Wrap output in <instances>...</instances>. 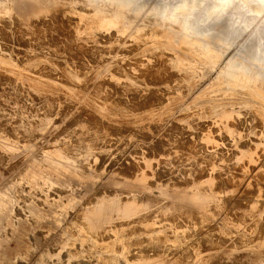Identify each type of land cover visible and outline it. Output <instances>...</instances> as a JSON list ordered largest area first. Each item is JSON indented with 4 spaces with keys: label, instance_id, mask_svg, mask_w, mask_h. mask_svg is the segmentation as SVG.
<instances>
[{
    "label": "bare ground",
    "instance_id": "1",
    "mask_svg": "<svg viewBox=\"0 0 264 264\" xmlns=\"http://www.w3.org/2000/svg\"><path fill=\"white\" fill-rule=\"evenodd\" d=\"M130 1L137 0H0L4 37L31 43L47 37L49 30L57 31L56 43L63 50L78 49L67 61L77 56L83 63L77 65L79 72L70 64L72 68L59 74L45 71L46 64L36 68L35 77L62 84L63 97L68 98L58 104L63 114L80 103L87 118L73 117L58 133L61 141L29 155L16 174L18 182L27 193L44 197L56 185L50 175L84 178L87 175L76 167L94 164L99 154L123 157L129 143L143 147L142 141L152 145L157 139L159 145L163 137L164 150L123 158L134 163L130 183L113 181L76 209L68 229L71 244L80 252L73 248L69 255L81 264H211L212 257L218 258L216 264H233L231 256L240 253L245 242L261 241L259 249H264V209L257 212L264 208V0H180L170 10L151 7L140 23L136 16L141 10L132 14ZM232 9L237 15L231 23L216 22ZM39 20L44 21L42 27ZM249 35L254 37L251 42L241 44ZM234 43L240 44L239 56L230 58L222 72L194 94L223 48ZM80 51L87 53L88 77ZM32 57L21 61L24 70L30 69L28 61L47 62L48 56ZM13 61L0 48V76L15 77ZM13 85L23 84L15 77ZM32 116L25 115L24 122ZM51 119L45 114L37 119L39 130L54 126ZM109 120L135 126L145 140L137 143L128 133L100 136L98 130L110 127ZM82 130L108 143L117 140V149L102 146L104 142L98 150L90 144L71 145ZM101 176L92 174L95 179ZM3 234L0 230V237ZM32 264L57 263L44 253Z\"/></svg>",
    "mask_w": 264,
    "mask_h": 264
},
{
    "label": "rangeland",
    "instance_id": "2",
    "mask_svg": "<svg viewBox=\"0 0 264 264\" xmlns=\"http://www.w3.org/2000/svg\"><path fill=\"white\" fill-rule=\"evenodd\" d=\"M179 1L180 0H137L133 2L130 1V4L128 5L131 7L130 11L132 12V14H135L134 10H141V13H139V17L136 16V22L139 21L140 23V19L141 22H143L144 19L147 18L144 12L149 10L151 7L162 6L170 10L176 4H178ZM233 11L235 10L232 9L228 14L224 13L216 22L219 24H224L228 23L229 20V23H231L230 18H234L237 15V13ZM131 12H129L130 16ZM39 22L42 27L44 25V21L39 20ZM207 23L208 21L205 22V24ZM247 32L248 31L243 33L242 36L246 35ZM180 34L181 33H179V35ZM52 35L57 36H55L56 38H54V36ZM48 36H50L49 40ZM6 37L9 38V41L5 39ZM16 37L17 36L4 37V35H2L0 32V48L1 50L5 51L10 60H14L13 62L17 64V67L15 69V77L16 79L21 80L23 84L21 87L13 85V82L15 80V77L13 75L5 77L0 76V148L2 150L0 153V230L4 231L3 237H0V240L3 239V242L0 243V264H32L44 253L47 254L57 264H65L67 261H71L73 264H81L76 257H71L69 255L70 252L74 249L78 250L77 245L73 246L71 244L73 236L70 235V231L68 229V224L72 220V216L75 214L76 209L82 206V203L86 202L89 196L94 191H99L103 188H110V184L113 181L130 183V180L134 174V169H132L134 168V163L131 161H128L130 162V164L128 162L125 163V159L123 158L128 155V157L131 158H138L145 154L151 155L152 153H155L154 151L159 152L160 150H164L166 146V144H164L165 140L163 137L159 139V145L162 144L160 145L161 148L157 144V139L154 142L155 144L152 145H149L147 142L142 141L141 145H143V147L135 146V143H129L127 150L128 153L123 157H117L118 154L114 152H112L111 154L101 153L98 155L99 157H97V159L94 161V164L88 166L80 165V167H76L79 168L80 171L82 170L81 172L83 174L87 175L84 178H79L70 174H65L64 176L60 177H54L53 175H50L51 178H53V180L56 182L54 189L50 191L52 193L49 192L48 195L44 197H42V195L27 193L22 183L18 182L16 174L26 163L29 162L28 156L32 155L35 151H42L43 149L48 147L54 140L61 141L62 136L58 135V133H60V129H63L61 127H65V125L68 126L74 120V118H81L80 116H82V118L87 117L84 115V109L80 107V103L78 105H75L68 114H63L62 107L58 106V104L62 105L64 103H67L68 98H65V96L63 97L62 84L48 82L45 79L38 76L35 77L34 75V72L38 70L36 68H41L40 66H42L43 64H46V66L44 67L45 71L48 70L53 73L66 72L68 68H72L71 66L68 67L69 64L72 65L74 69H79L77 65H83V63L80 64L78 62L79 60L77 56L76 58H73V56L78 53V49L73 48L70 52L63 50L56 43L59 38V33L53 30H49V35H47V37H40L31 43L28 40H24L23 38L16 39ZM253 38V35H249L245 39H240V42L241 44L250 43L251 39ZM16 41L18 43H16ZM51 44L53 45V47H51ZM210 44L213 45L214 49H219L218 46L214 44L213 40L210 41ZM239 45L240 44L234 43L232 46L223 48L224 50L223 52H221V56L217 62V65L210 71L208 76L201 81L198 87H196L194 94H197L201 89L206 87L208 83L217 76V74L222 72L225 63L230 58L239 56L237 54ZM16 48L17 50L15 51L14 49ZM72 52L75 53H73V56H71L72 60H70L69 62L67 61L66 57L70 56ZM80 52H82L80 58L84 59L87 53L83 51ZM38 54L48 56L46 60L47 62L32 59V56H37ZM13 55H15L16 57ZM60 56H65L66 59L62 61L59 59ZM28 57H32V60L28 61L27 63L30 69L24 70L20 66V64L21 61L25 60L24 58ZM84 60L86 61L84 64L86 67L84 75L88 77L89 60L86 58ZM254 67L257 68L256 66ZM77 72H79V70H77ZM253 73L257 72L255 71ZM258 76L262 77L260 74H258ZM31 109H33V111ZM80 111L82 114L80 113ZM77 113L78 115H76ZM44 114L50 115V118H52V122L55 123L56 121V123L54 126L51 125L47 129L40 131L36 124V121L37 119H42ZM25 115H34L35 117L32 116L33 119L31 118L29 121L24 122ZM146 115L147 113L143 114V117H145ZM22 122H24V124H22ZM109 122L110 127H108V124H106L98 130L100 136L106 135V137H112L116 135L112 138H117L122 137L128 133L133 134L135 139H137V143L141 142L142 138H140L139 136V134L141 133L138 131H134L136 129L135 126H117L113 125L111 123V120H109ZM168 124L169 123H167V125ZM111 127L113 130H111ZM115 127L116 130L118 129V131H115ZM109 128L112 132L109 131ZM144 128L145 130L150 131L149 126L146 125L144 126ZM122 129L123 131L130 130L131 132L126 131L123 133ZM55 132H57V134ZM7 133H9L10 135L13 134V136H10ZM174 134L175 132L173 131L171 135ZM89 135L90 133H87L85 130L77 131L75 133V136L78 137V140L72 142L71 145L74 146L81 144H90L94 145L97 148L96 150H98L101 148V144H103L104 142L102 146H107L112 151H115L118 147L117 140H111V143H108L107 139L105 142L104 139H98L97 136L93 137ZM161 139L162 142L164 140L163 143L161 142ZM155 146H158V148L160 149H157V147L154 148ZM135 147H137V149ZM145 147L149 148H147L146 150ZM151 147H153L155 150H153V148ZM133 149L134 151L137 150L139 153L135 151L131 154V151H133ZM150 149H152V151ZM102 154L104 155V157ZM112 157L114 158L112 159ZM111 162L112 164H109ZM99 166L101 167V170H97ZM108 166L111 167L109 168ZM112 167L113 170L111 169ZM100 173L102 174L101 178L95 179L94 177H92V174ZM122 173L125 175H123ZM128 175L131 177H129ZM160 176H163V174H160ZM6 184L10 185L7 186ZM60 191L62 192L60 193ZM70 200H72V205H67L66 201ZM262 209L264 208H258L257 212ZM234 216H236V214H233V217ZM234 222L237 221L234 220ZM236 225L237 224L234 223V226L231 225V227L235 228ZM238 234L242 235V232L239 231ZM260 246L261 241H255L249 244L245 242L240 253L231 256V258H233V264L237 262H240L241 264H264V249L260 251ZM78 251L80 252V250ZM216 259L218 260L217 257H212L211 264L216 262ZM82 261H87V258L83 257ZM208 261L210 260L208 259Z\"/></svg>",
    "mask_w": 264,
    "mask_h": 264
}]
</instances>
